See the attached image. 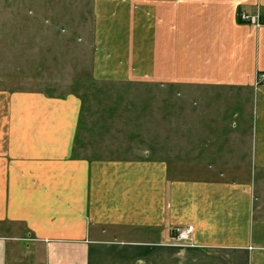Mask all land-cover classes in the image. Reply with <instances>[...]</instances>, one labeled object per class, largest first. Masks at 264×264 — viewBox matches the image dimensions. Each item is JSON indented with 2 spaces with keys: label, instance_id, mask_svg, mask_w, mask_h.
Instances as JSON below:
<instances>
[{
  "label": "crops",
  "instance_id": "0c3cea01",
  "mask_svg": "<svg viewBox=\"0 0 264 264\" xmlns=\"http://www.w3.org/2000/svg\"><path fill=\"white\" fill-rule=\"evenodd\" d=\"M95 5L127 19L97 24L94 79L194 82V97L202 91L210 101L194 111L222 129L224 144L239 131L242 148L195 151L194 180L173 178L168 163L146 153L103 157L94 145L80 156L82 97L0 90V264H264V80L256 79L264 26L237 18L264 17V0ZM184 15H194V52L185 57ZM115 44L127 55L106 50ZM232 90L238 104L213 97ZM187 225L192 246L171 245L173 229Z\"/></svg>",
  "mask_w": 264,
  "mask_h": 264
},
{
  "label": "rangeland",
  "instance_id": "374dc122",
  "mask_svg": "<svg viewBox=\"0 0 264 264\" xmlns=\"http://www.w3.org/2000/svg\"><path fill=\"white\" fill-rule=\"evenodd\" d=\"M95 3L0 0V90L82 97L79 133L83 141L76 148L80 156L92 155L88 149L94 145L105 148L103 157H110L106 153L111 151L114 156L127 153L125 156L134 158L146 153L152 160L168 163L173 178L194 180L195 151L240 150L239 134L235 135L239 131L231 136L234 142L224 144L222 129L211 128L202 116L206 113L194 111V104L210 102L202 91L194 97V82L174 85L94 79L97 24L115 25L127 19L121 11L102 15ZM182 26L185 57L194 52V15H184ZM114 46L106 50L116 57L127 55L124 45ZM228 95L213 97L216 102H240L235 90ZM207 138L216 142L203 144ZM214 162L222 167L230 161Z\"/></svg>",
  "mask_w": 264,
  "mask_h": 264
},
{
  "label": "built area",
  "instance_id": "2783aa9c",
  "mask_svg": "<svg viewBox=\"0 0 264 264\" xmlns=\"http://www.w3.org/2000/svg\"><path fill=\"white\" fill-rule=\"evenodd\" d=\"M239 21L245 24H250L256 28L264 26V17L258 14H248L244 11L239 14ZM257 82L264 80V74L256 78ZM193 233V226L187 225L185 227H175L172 235V245L180 247L192 246L191 235Z\"/></svg>",
  "mask_w": 264,
  "mask_h": 264
}]
</instances>
